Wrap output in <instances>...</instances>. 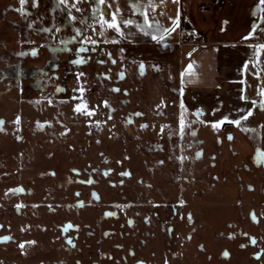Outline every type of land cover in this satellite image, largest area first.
<instances>
[{
  "label": "rangeland",
  "instance_id": "1",
  "mask_svg": "<svg viewBox=\"0 0 264 264\" xmlns=\"http://www.w3.org/2000/svg\"><path fill=\"white\" fill-rule=\"evenodd\" d=\"M181 21L179 0H0V264L264 256V48L231 87L209 75L206 114Z\"/></svg>",
  "mask_w": 264,
  "mask_h": 264
},
{
  "label": "crops",
  "instance_id": "2",
  "mask_svg": "<svg viewBox=\"0 0 264 264\" xmlns=\"http://www.w3.org/2000/svg\"><path fill=\"white\" fill-rule=\"evenodd\" d=\"M179 11L180 21L188 30L205 38L204 43L194 45L203 48L198 53L199 62H195L197 66L194 68L205 69L207 64H201V61L211 63V71L206 70L204 76L213 73L220 77L224 88L233 86V78L242 76L241 72H253L250 68L253 61L258 63L259 69L260 58L263 57L260 45L264 44V5L260 0H179ZM231 47L240 50H231ZM224 54L226 60L231 61L226 67L218 61L219 56ZM234 54L237 63L232 62ZM190 70L193 71V68ZM182 84L189 89L187 93L198 96L199 101L194 97L192 108H201L206 114L212 111V99L205 97L213 93L217 85L210 76L202 81L189 78ZM218 90L222 91L221 87ZM259 111L264 112V108H259ZM217 116L213 119L219 118Z\"/></svg>",
  "mask_w": 264,
  "mask_h": 264
},
{
  "label": "snow or ice",
  "instance_id": "3",
  "mask_svg": "<svg viewBox=\"0 0 264 264\" xmlns=\"http://www.w3.org/2000/svg\"><path fill=\"white\" fill-rule=\"evenodd\" d=\"M20 3H21V5H23L24 3H25V0H20ZM260 3L262 4V5H264V0H260ZM20 11H23V9H20ZM125 23H127V24H130V23H132V21H125ZM111 26H115V28H116V31L117 32H120V28L118 27V25L116 24V21H115V19H113V21H112V25ZM253 27H255V26H253ZM152 39L153 40H155V39H157V37L155 36V35H153V37H152ZM93 43H95V41H93ZM260 47L261 48H264V44H262V45H260ZM81 51H83V49H81ZM84 61H82V60H75V61H73V63H75V64H80V63H83ZM114 62V61H113ZM143 67V65H141V68ZM80 75H83V73H80ZM121 75H123V74H121ZM79 91H81V92H83L84 90L83 89H79ZM113 91H119V89H113ZM105 105L107 106V102L105 101ZM87 106L86 105H82V104H80V103H77L76 105H75V109H74V111H76V112H81V110H82V108H86ZM261 108H264V103H261ZM89 114H91V111H89ZM250 114V113H249ZM137 115H141V114H139V113H137ZM19 119V118H18ZM223 119H227V118H222V121H220V122H218V123H222L223 122ZM0 123H3L2 121H0ZM97 123H99V122H97ZM231 123H233V124H239V120H232L231 121ZM141 127H147V125H141ZM231 138V137H230ZM262 158H264V153H257V159H262ZM72 171H74V172H77L78 173V170H76V169H73ZM54 174V173H53ZM107 173H105V175H106ZM122 175H128V173H122ZM83 183H91L92 181H82ZM76 195H79V193H77ZM93 196H95V193H93ZM106 215H115L114 213H107ZM66 227H70V225H68V226H66ZM0 239H3V240H8V239H11V237H3V238H0ZM225 255H227V253H225ZM257 255H259V254H257Z\"/></svg>",
  "mask_w": 264,
  "mask_h": 264
},
{
  "label": "flooded vegetation",
  "instance_id": "4",
  "mask_svg": "<svg viewBox=\"0 0 264 264\" xmlns=\"http://www.w3.org/2000/svg\"><path fill=\"white\" fill-rule=\"evenodd\" d=\"M196 109V108H195ZM194 109V110H195ZM196 112H198V111H196ZM202 115H203V112L201 113ZM258 153V152H257ZM259 153H264V152H262V150H259ZM256 158H257V156H256ZM256 164H264V158H262V159H257V162H256ZM251 214H252V216L255 214L254 213V211L252 210V212H250ZM257 215V214H256ZM257 217V218H256ZM255 218H254V220H258L257 221V223H259V218H258V215L256 216ZM263 218V217H262ZM256 223V222H255ZM258 242V241H257ZM256 242V246H258V251H259V248L261 247L260 246V243H257ZM252 243H254V245H255V241H254V239H253V241H252ZM262 247H263V245H262ZM261 250L262 251H264V249L263 248H261ZM260 252V251H259ZM259 252H257L256 253V256H255V258H256V262H255V264H264V256H263V252H262V254H259ZM257 254H259V255H257Z\"/></svg>",
  "mask_w": 264,
  "mask_h": 264
},
{
  "label": "built area",
  "instance_id": "5",
  "mask_svg": "<svg viewBox=\"0 0 264 264\" xmlns=\"http://www.w3.org/2000/svg\"><path fill=\"white\" fill-rule=\"evenodd\" d=\"M184 36V40L186 42H193L194 44H202L205 41V38L203 36H201L200 34L197 33H192V34H185Z\"/></svg>",
  "mask_w": 264,
  "mask_h": 264
}]
</instances>
